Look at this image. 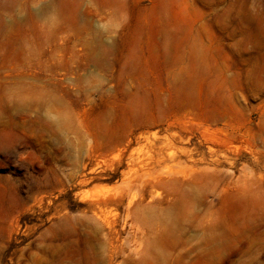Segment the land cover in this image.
Returning a JSON list of instances; mask_svg holds the SVG:
<instances>
[{
  "label": "rangeland",
  "instance_id": "374dc122",
  "mask_svg": "<svg viewBox=\"0 0 264 264\" xmlns=\"http://www.w3.org/2000/svg\"><path fill=\"white\" fill-rule=\"evenodd\" d=\"M0 264H264V0H0Z\"/></svg>",
  "mask_w": 264,
  "mask_h": 264
}]
</instances>
